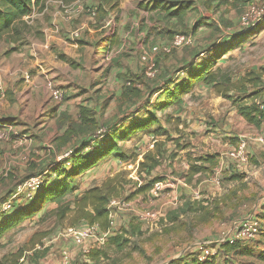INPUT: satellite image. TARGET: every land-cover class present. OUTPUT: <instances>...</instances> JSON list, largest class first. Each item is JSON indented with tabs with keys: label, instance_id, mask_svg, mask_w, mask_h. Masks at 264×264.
Listing matches in <instances>:
<instances>
[{
	"label": "rangeland",
	"instance_id": "1",
	"mask_svg": "<svg viewBox=\"0 0 264 264\" xmlns=\"http://www.w3.org/2000/svg\"><path fill=\"white\" fill-rule=\"evenodd\" d=\"M120 1L123 3L127 0ZM197 1L199 2V0L129 1L126 2V12L128 15L131 13L132 16L135 14L137 19L148 17L150 49L155 44L167 43L176 33H194L197 27L191 28V24L187 27L183 21L187 13L192 14L196 10L194 4ZM252 1L250 0L248 5L257 4ZM259 4L264 7V0H259ZM176 7L185 12L183 18L168 15L169 10L172 11ZM135 8L139 10L136 11ZM245 10L242 9L241 14ZM112 11L116 20L120 12L118 10L116 16V10ZM138 26L141 27L139 22ZM243 27L240 23V30H245ZM207 29H211V32L197 37L192 45L174 49L168 54L159 53L153 56L152 61H149L154 71L152 74H146V65L141 61L138 51L132 54L137 58L136 67L133 70L127 69L125 73L113 75L114 77L108 66L102 70L99 69L100 71L97 70L99 78L104 79V83L111 79V84L116 81L119 84L115 85V88L107 86V94L104 96L100 92L91 93L92 87L89 91L84 90L87 96H91V101L85 106L80 105L81 102L74 105L69 103L70 106L68 104L58 111L57 107L62 104L60 103L54 110L47 113L44 108L35 104L28 109V115L21 118L20 111H24L25 108L19 101L16 106L5 103L7 93L13 95V82L8 81L4 85L0 74V202L11 200L13 205L23 203L24 199L33 192L30 187L23 186L25 181L39 175L41 178L47 176V181H50L51 177H54L52 169L62 166L60 162L68 157L66 153L82 146L85 149L93 146L92 149H94L98 144H104L107 141L109 143L115 141L121 149L120 152L110 154L85 174L72 179L71 184H74L76 189L66 196L67 199H73L86 188L100 184L107 176L119 171H123L126 179L131 180V183L125 186L122 197L117 198L120 205L113 206L110 212L113 220L111 236L121 235L127 239L122 249L108 247L107 241L103 245L94 247L89 244L74 245L71 238L66 236V230L69 228L57 223L55 218L48 214L47 207L45 209L48 210L25 218L4 234L0 239V264H61L63 249L70 252L69 264H95L86 254L98 248L104 249L107 254V257L102 258L99 264H163L172 261H180L183 264V261L191 256L190 253L194 247L215 245L231 231L232 226L239 219L258 215L264 229V150L251 154L249 145L245 151L244 161L238 162L229 157L228 168L210 175L213 187L196 191V195L177 194L180 187L184 188V182L177 185L172 178L175 177L173 175L175 172L170 171L171 168L173 169L172 160L177 156L174 150L190 145L189 137L196 138L194 135L199 136V132L195 131L192 134L188 132L189 135H186L187 132L183 131L185 124L179 128L182 121L178 115L183 110L179 103L170 104L162 109L155 107L154 105L157 104L163 105L168 98L166 93L155 96L157 91L154 90L161 83L172 79L175 81L185 76L179 72L181 65L204 50L208 42L205 40H211L215 36V42L222 43L230 37L229 41L232 43L228 45L234 47L221 56L219 67L222 71L230 73L233 79L251 69H262L263 77L260 85L262 91L256 103L259 105L264 103V28L255 35L247 36H243L246 31L233 32L234 35L230 36L225 34L230 31L229 29L224 27L220 31L214 24ZM6 39L4 36L0 37V59L11 52ZM26 41L24 37L13 47L19 48ZM222 45L217 47L221 49L224 47ZM124 53L120 51L116 56L121 58ZM72 65L75 66V63ZM200 84L195 82L191 89L182 94V98L186 97L189 100L186 109L188 111L191 109L194 112L199 111L202 107L208 109L209 118H207L208 114L196 112L191 117L186 116L190 121L202 119L201 124H206L201 132L205 142L201 141V143H207L205 139L211 136L210 133H213L212 137L218 140L216 133L226 131L221 128L217 131L213 129L218 128L221 121L224 124L227 116L226 118L216 117L213 114V103L221 101L222 97L218 98L220 96L215 95L213 91L210 93L209 90L202 91V94L198 93ZM107 95L110 96L107 97ZM233 95L236 97L238 94L233 93ZM161 96L163 98L159 100ZM206 97L208 99L205 101ZM67 100L66 93H63L62 99L58 102ZM10 108H13V112H9ZM13 113H17L19 117L6 118V115ZM150 114L156 120L153 124L135 131L124 140L118 137V131L131 125V120L124 121L127 116L132 115L134 120L138 121L147 118ZM15 126L28 127L30 130L34 126L36 132L30 139L25 140V131L19 135H13L12 130H9L10 127ZM155 129H163L165 134L156 135L153 132ZM111 133H115V136L110 137ZM219 136L223 140L226 139L222 137V134ZM9 137L17 140L13 144L8 143L6 140ZM235 139L239 142V138ZM241 140L246 138L243 137ZM156 144H159L162 152L161 163L150 175L145 172L139 173L138 164L144 153L152 150ZM237 145L232 143L233 148ZM120 153H124L129 158L121 161L118 157ZM168 159H172V162H168ZM223 161L228 162L225 158ZM52 164H54L53 167H51ZM232 175L238 177L231 178ZM153 178L159 180L156 182L160 187L157 194L149 193L156 184L154 183L150 190L130 197L136 189ZM173 195L176 196L172 198ZM146 212L158 214L141 219ZM81 224L82 222L75 227L78 228ZM34 234H37L39 241L35 248L31 249L30 242ZM257 241L264 248V230ZM231 257L234 262L230 264H264V260L258 259L256 254L230 255Z\"/></svg>",
	"mask_w": 264,
	"mask_h": 264
},
{
	"label": "crops",
	"instance_id": "2",
	"mask_svg": "<svg viewBox=\"0 0 264 264\" xmlns=\"http://www.w3.org/2000/svg\"><path fill=\"white\" fill-rule=\"evenodd\" d=\"M100 1L76 0L64 5L58 0H46L42 11L33 12L32 28L25 36L27 39L26 43L11 51L8 56L4 55L0 59L1 80L4 81V85L8 81L13 82V95L7 93L5 103L9 106L11 103L16 106L19 101L22 107L25 108L24 111H20L21 118L26 117L28 109L35 104L40 105L47 113L54 110L55 106L60 103L62 104L57 107L58 111L69 103L74 105L81 102L80 105L85 106L91 101V96H87L84 90L89 91L91 87V93L100 92L102 96L106 95L107 86L108 88L111 86L115 88V85L119 84V82L116 81L111 84V79H109L104 83V79L99 78L97 70H102L108 66L113 73L112 77L125 73L124 71L127 69L133 70L136 67L137 58L132 54L137 51L141 54L144 49L149 48L148 17L137 19L135 14L132 16L131 13L128 15L126 12V2L138 0H127L123 3L120 1V4L114 9V11L116 10V16L118 14L117 11L119 10L120 12L116 20L112 15L113 11H109L99 17V19L88 14L89 8L96 6ZM248 2L250 3V0H199V2L197 1L194 4L196 10L192 14H186L183 24L187 27L191 24V28L193 26L197 27L194 33L191 32L194 39L202 36L203 33L211 32V29H207L211 24H214L220 31L224 27L229 29L231 32L229 31L225 34L231 36L235 32L241 31L240 14L242 9L245 10L247 8ZM252 3L259 4V0H253ZM135 9L136 11L139 10L138 8ZM217 14L219 15L217 16ZM138 22L141 25L140 28ZM214 37L211 40H205L208 41L205 48L216 41ZM229 39L230 37L227 40L229 41ZM6 41L9 43V49L14 46L8 39ZM205 48L199 52V55L206 52ZM120 51L125 52L121 58L116 56ZM195 57L196 59L199 58ZM219 60L216 65L220 64ZM73 63H75V66L72 65ZM47 80H51L56 86L62 88L68 100L58 102L50 98L45 88ZM199 89L198 93L200 92V94L204 90L205 92L208 90L210 93L212 92L211 86L203 83L200 84ZM160 93L162 94V90L156 92L155 96ZM115 94L117 93L115 92ZM162 98L163 96L159 100ZM207 99L206 97L204 100L206 101ZM220 100L213 103V114L216 117L224 116L226 118L227 116V118L224 124L221 121L219 127L213 130L217 131L221 128L226 131L216 133L218 140L212 137L213 133H210L211 136L205 139L207 143H201V141L205 142L201 132L206 124H201L202 119H199V121L193 119L194 122L190 121L189 117L195 112L208 114V109L202 107V109L195 112L192 109L186 110L189 105V100L186 97H183L179 103L183 108L178 115L182 121L179 128H182V124H185L183 131L187 132L186 135H189L188 132L192 134L196 131L197 133L199 132V136L195 134L196 138L192 139V137H189L191 140L190 145L174 150L177 156L173 160L168 159V162L173 161L171 164L173 169L171 168L170 171L174 170L175 172L173 174L175 177H172L174 181L177 182V185L184 182V188L180 187L177 194L196 195L201 189L213 187L211 177L202 176L200 173L194 174L189 183L186 182L184 175L187 173L190 164L197 163L195 162L197 157L218 154V165L212 171V173H216L218 170L228 168L230 164L229 152L233 149L232 143L239 144L243 137L246 138L244 141L247 142V147L251 146V154L264 150V122L259 127L249 124L228 101L226 102L223 98ZM12 110L13 108H10L9 112ZM188 115L189 117L186 118ZM12 117L17 118L19 116L17 113L6 115L7 119ZM209 117L208 114L207 118ZM9 130H12L13 135H19L25 131V140L27 138L30 139L36 132L34 126L31 127V130L28 127L21 126L10 127ZM220 134L226 139H221ZM235 138H239V142ZM16 140L14 137H9L6 141L13 144ZM224 158L228 162H224ZM53 166L54 164L51 165V167ZM166 181L170 182V180ZM149 193L155 195L152 190ZM175 196L173 195L172 198ZM55 206L54 203L48 202L41 212L48 210L45 209L47 207L50 210ZM83 224L85 223L79 226ZM66 236L69 235L67 234ZM249 251L258 253L259 251H264V248L258 241H255L251 243ZM217 264L225 263L219 262Z\"/></svg>",
	"mask_w": 264,
	"mask_h": 264
},
{
	"label": "trees",
	"instance_id": "3",
	"mask_svg": "<svg viewBox=\"0 0 264 264\" xmlns=\"http://www.w3.org/2000/svg\"><path fill=\"white\" fill-rule=\"evenodd\" d=\"M58 1L66 5L76 0ZM45 2L46 0H0V37H6L9 42L13 44L21 42L32 28V23H28V17L34 11H42L45 7ZM119 2L120 0H101L96 6H92L89 9L94 11L95 14L93 17L99 19V17L107 14L109 11L114 10ZM88 14L91 15L90 10ZM168 15L183 18L185 12L181 11L179 7H176L173 8L172 11L169 10ZM263 24L264 21L261 20V22H258L252 27L253 29H248L243 36L259 33L264 28ZM236 33H243V30ZM227 39L222 43L214 42L212 45H208L205 48L206 52L202 53V55H199L200 53L194 55V57H199L198 59L195 57L181 65L179 72L185 74V76L183 75L175 81L172 79L157 86V89L154 91L159 92V90H162V94L166 93L168 100L165 101L163 105L157 104L154 106H158L157 108L162 109L170 104L180 103L182 94L191 89L195 82H201L211 86L215 95L230 101L231 105L237 109L238 114L247 123L256 127L261 126L264 122V103L259 105L256 103V99L259 97L260 91H262L260 85L263 71L262 69H251L237 79H233L227 71H222L216 63L227 50L234 47H229L231 45L228 44L232 42ZM218 45L224 47L219 49L217 47ZM225 47L228 48L226 49ZM16 49L17 47H12L11 51ZM249 89H252V91H249ZM233 93H237L238 95L234 97ZM127 120H131V125L125 127L123 130L120 129V132L118 131V137L121 140L128 138L135 131L147 128L156 121L151 114L147 118L145 117V119L138 121L134 120L132 115H129L124 121ZM153 132L156 135L165 134L163 129H155ZM113 136H115V133L110 134V137ZM92 147L93 146L85 149L84 146H82L72 150L69 156L60 162L62 166L52 169L54 173V177H51L52 180L47 181V176L42 178L43 181L41 186L30 196L25 198L23 203L13 205L11 202V207L8 210L0 211V239L8 230L19 224L25 218L32 217L42 211L48 202L56 204L53 209L47 211L48 214H51L57 223L64 227L73 228L82 222L88 225H95L104 231L109 229V202L112 199L122 197L125 186L131 183L130 179H126L123 171L107 176L100 184H94L86 188L71 200L66 197L76 189L74 187L75 185L71 184L72 179L85 174L87 171L94 168L99 161L121 150L115 141H111V143L107 141V143L98 144L94 149H92ZM160 154H162V152L159 144H156L152 150L144 153L142 160L138 164V172H145L147 175H150L161 163ZM118 157L121 161H125L129 158V156L124 153H120ZM218 157V154L197 157L195 159L197 163L190 164L187 173L184 175L186 182L189 183L193 175L197 173L206 177L210 176L213 168L218 165ZM43 174H45V172ZM49 174H51V172H49ZM235 177L237 178L238 176L232 175L231 178ZM158 181L157 178L151 179L148 183L136 189L130 197L139 192L150 190L151 186ZM1 203L2 202H0V204ZM64 223L67 224L64 225ZM136 228H138V226H136ZM257 240L258 239L255 241ZM38 241L37 234H34L30 242L31 249L35 248ZM106 241L108 247L113 246L117 248V250H120L124 247L127 239H124L121 235H110L107 237ZM250 246L251 244L225 243L220 246L222 250L221 256L218 259L202 263L192 260L189 264H217L219 262L230 264V262H234L232 259L234 256L230 258V255L239 256L242 254H256L258 259L264 260V251L253 253V251H249ZM15 256L17 255L15 254ZM86 256L91 262L99 264L102 258L107 257V254L104 249L98 248L90 250ZM171 263L181 264L180 261H172Z\"/></svg>",
	"mask_w": 264,
	"mask_h": 264
},
{
	"label": "built area",
	"instance_id": "4",
	"mask_svg": "<svg viewBox=\"0 0 264 264\" xmlns=\"http://www.w3.org/2000/svg\"><path fill=\"white\" fill-rule=\"evenodd\" d=\"M91 15L94 16V11L89 9ZM264 16V7L259 4L248 5L245 12L241 16V24L244 26L243 28L247 31L254 27L258 22L262 20ZM28 23H32L33 21V13L28 17ZM242 28V29H243ZM194 36L192 33H176L172 35L170 40L164 44H155L150 49H144L141 52L140 59L146 65V74H152L154 71L152 70V64L149 65V61H152V57L162 53L168 54L174 49H180L185 46H190L194 42ZM45 88L49 93L50 98L60 101L63 97L64 91L62 88L56 86L51 80H47L45 82ZM2 96V94H1ZM247 149V143L244 140H241L239 144L234 147L229 152V157L236 161H244L245 160V151ZM69 153H66V156H69ZM65 159V158H64ZM42 178L39 176L32 177L28 181L23 183V186H28L33 190V192L38 189L42 184ZM160 187L159 184L156 183L152 188V193L157 194ZM32 192V193H33ZM120 205V202L117 199H112L109 202L108 208L111 212L113 206ZM11 207V200L3 201L0 204V211L8 210ZM158 213H149L146 212L142 216L145 219L147 217H154ZM110 217V227L107 230H101L95 225L83 224L80 227L69 228L66 230L67 234L72 239L74 245L76 246H100L103 245L108 236L111 235V230L113 227V220ZM263 227L261 224V219L258 215H250L249 217H245L239 219L233 226L231 231L224 235L219 241L215 243V245H204V246H196L192 249L190 253V257L185 259L183 263L189 264L192 260L196 262L202 263L205 261H213L218 259L221 255L220 246L227 244H251L252 241L258 239L263 233ZM70 261V252L67 249H63L61 253V264H69ZM163 264H172L171 262L163 263Z\"/></svg>",
	"mask_w": 264,
	"mask_h": 264
}]
</instances>
